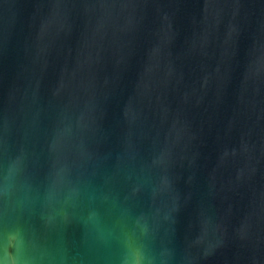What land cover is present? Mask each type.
Listing matches in <instances>:
<instances>
[{"label":"water","instance_id":"water-1","mask_svg":"<svg viewBox=\"0 0 264 264\" xmlns=\"http://www.w3.org/2000/svg\"><path fill=\"white\" fill-rule=\"evenodd\" d=\"M0 264H264V0H0Z\"/></svg>","mask_w":264,"mask_h":264}]
</instances>
